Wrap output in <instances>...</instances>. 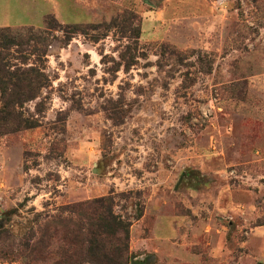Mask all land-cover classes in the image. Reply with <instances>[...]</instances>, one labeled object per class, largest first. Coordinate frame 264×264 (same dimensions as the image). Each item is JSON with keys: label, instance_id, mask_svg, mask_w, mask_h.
<instances>
[{"label": "rangeland", "instance_id": "obj_1", "mask_svg": "<svg viewBox=\"0 0 264 264\" xmlns=\"http://www.w3.org/2000/svg\"><path fill=\"white\" fill-rule=\"evenodd\" d=\"M49 16L83 31L50 32L40 126L0 136V264H50L32 247L100 197L131 264H264V0H0V27Z\"/></svg>", "mask_w": 264, "mask_h": 264}, {"label": "trees", "instance_id": "obj_2", "mask_svg": "<svg viewBox=\"0 0 264 264\" xmlns=\"http://www.w3.org/2000/svg\"><path fill=\"white\" fill-rule=\"evenodd\" d=\"M120 17L110 23L89 25L88 28H110L118 25ZM62 29L63 45L73 34L83 31L81 26H63L53 17L46 20L45 29L28 27L13 29L0 27V136L40 126L24 113L25 105L41 97L48 86L49 77L45 66L38 59L45 58L53 44L50 32ZM135 35L137 28L130 29ZM133 34V32H131ZM134 35V34H133ZM137 37H140L137 35ZM44 103L40 99L35 110L41 112ZM62 229L59 224L49 227L45 241L36 243L31 253L37 262L50 264H131L130 232L132 222L115 213L110 197L68 204L65 209ZM7 238L0 232V241ZM30 245L28 246V248ZM27 248V249H28ZM46 255V259L42 255Z\"/></svg>", "mask_w": 264, "mask_h": 264}]
</instances>
